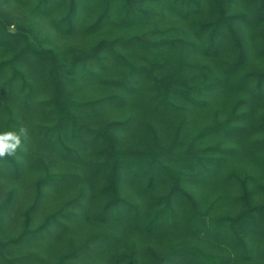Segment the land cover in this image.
<instances>
[{"label":"trees","instance_id":"obj_1","mask_svg":"<svg viewBox=\"0 0 264 264\" xmlns=\"http://www.w3.org/2000/svg\"><path fill=\"white\" fill-rule=\"evenodd\" d=\"M9 2L0 0V52L6 56L0 61V97L29 110L45 91L48 97L39 103L43 122L30 125L33 141L68 156L85 135L78 145L81 154L105 179L98 222L110 225L117 221L109 220L112 212H134L141 220L134 231L138 241L167 246L138 253L135 240L120 259L126 264L147 256L146 264H264V0H15L30 18L8 11ZM31 16L48 20L61 33L82 32L89 41L53 47L51 34L35 28ZM184 56L187 61H173ZM86 80L98 92L87 99L78 94ZM137 86L157 115L195 108L209 112V118L190 134L183 131V120L173 133L150 124L139 143L118 142L121 128L134 116H111L107 110H123L124 91ZM218 94L223 96L218 107L207 110ZM9 115L0 132L22 126L13 119L15 112ZM20 155L28 154L18 148L0 159L3 177L10 166L20 171ZM124 172L146 182L143 200L119 187ZM219 175L231 186L230 198L204 196L201 202L190 191L199 178L214 182ZM66 176L47 166L35 177L14 235L3 232L13 190L0 201L4 263L16 264L19 258L7 250L22 238L66 225L75 214L80 194L33 223L52 180ZM229 205L234 209H225ZM156 228L162 229L160 236ZM115 234L97 228L51 264H80L76 258L83 248L97 237L117 239Z\"/></svg>","mask_w":264,"mask_h":264},{"label":"rangeland","instance_id":"obj_2","mask_svg":"<svg viewBox=\"0 0 264 264\" xmlns=\"http://www.w3.org/2000/svg\"><path fill=\"white\" fill-rule=\"evenodd\" d=\"M6 9L10 12L15 13L20 17L30 18L29 11H26L24 7H21L15 0H11L5 5ZM87 16V14H85ZM35 28H42L45 32L51 34L53 39V47L62 48L65 46H82L85 42L89 41V38L84 36L82 32L66 34L59 31H55L52 24L41 17L31 16ZM49 23V24H48ZM11 31L16 30V26L10 27ZM6 56L0 52V61ZM175 58V57H174ZM175 58L177 60H186L187 57ZM88 80H86L82 87L78 89L79 96L82 98H90L92 95L98 93L94 91V87L87 86ZM138 87V86H137ZM125 106L121 111H113L108 109V115L118 116V114H132L134 118L131 122L121 128V133H119L120 141L128 144L139 143L141 137L147 136L145 133L149 131L150 124L158 126L161 130L168 132H174L176 124L186 120V125L183 131L185 134H190L194 132L199 126H202L205 121L209 118L208 113L205 110L192 108L189 111L185 109L179 110L176 114L171 112L167 116H161L152 112V102H149V98L146 92L142 91L140 86L134 92L124 91ZM48 97L45 91L37 96L34 102L31 103L32 107L27 110L23 109V103L18 101L15 103L8 96L0 97V128L3 127L10 111L15 112L13 119L22 122V126L27 129L28 137L27 139H22V144L20 149L27 152V157L20 155L18 158L23 160V164L19 168L17 173L16 169L12 166L9 169H4V172L8 173V177L0 173V201L6 199L13 190V196L9 200L7 206V217L4 224V235H14L21 227V217L22 211L29 204L34 187L33 181L35 177L39 174L45 172L47 166L51 168L54 172H59L67 175L65 178H55L52 180V189H49L41 203L39 212L35 215L34 224L40 223L46 213L52 211L59 205H62L65 199L70 198V196L75 194H80L81 199L79 205L75 209V214H73L68 220V222L54 228L49 232L34 236H27L21 239V242L17 245L8 249V256L13 255L19 258L16 264H51L55 262L62 254L63 251L74 242H78L86 234H91L97 228L114 229L117 235V239L114 237L101 238L97 237L89 245L83 248L76 258V262L80 264H126V258L122 257L120 259V253L130 252L132 248V243L137 241L138 247L137 252L142 253L145 251L146 247L155 245L153 239H141L138 241L139 237L135 235L137 223H140V219L135 217V213H126L116 216L115 214H110L109 220H117L113 224H103L100 217L101 215L97 212V206L100 204L99 199H101L102 192L101 186L105 183L103 172L97 170L94 171V165L92 161L85 155L83 157L80 151V144L84 136L78 138V143L76 144L73 153L67 156L65 151L50 148L49 146H43L35 143L33 141V134L30 125L32 123L39 124L43 122L42 111L40 110L39 103ZM216 98L211 99L210 107L207 109H214L218 107L219 100H222L223 96H215ZM33 107L37 110L36 115H34ZM24 110L26 116L22 111ZM34 112V113H33ZM32 113V114H31ZM151 113V116H150ZM210 114V113H209ZM20 116V118H19ZM23 119V121L21 120ZM15 131V130H12ZM121 134V135H120ZM27 140V141H26ZM144 143V140L140 142ZM79 145V146H78ZM235 164V163H233ZM3 171V170H2ZM1 171V172H2ZM206 177H201L194 182L193 186H190V190L193 194L200 197V201H203V197H213L216 198L219 194L225 195L230 198L231 186L227 184L228 182L221 181V175L217 176L214 182L206 180ZM119 187L122 190L129 192L130 196L134 200H143L145 198L144 188H146V182L140 179L133 180L132 176L124 172L119 179ZM82 191V192H81ZM81 192V193H79ZM225 209L233 210V206H227ZM182 210V209H180ZM188 210V207H186ZM103 216V215H102ZM101 216V217H102ZM111 223V221H108ZM109 226V227H108ZM154 234L160 236L162 234V229L156 228ZM3 235V236H4ZM164 249L167 246L157 245ZM156 245L154 248H157ZM147 256V255H146ZM149 257H139L137 259L138 264H146ZM0 264H6L0 260Z\"/></svg>","mask_w":264,"mask_h":264},{"label":"clouds","instance_id":"obj_3","mask_svg":"<svg viewBox=\"0 0 264 264\" xmlns=\"http://www.w3.org/2000/svg\"><path fill=\"white\" fill-rule=\"evenodd\" d=\"M28 132L23 126L18 131L0 132V159L14 156L17 149L21 147L22 139H27Z\"/></svg>","mask_w":264,"mask_h":264}]
</instances>
